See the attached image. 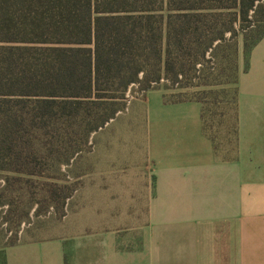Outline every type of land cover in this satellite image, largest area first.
I'll list each match as a JSON object with an SVG mask.
<instances>
[{
  "label": "trees",
  "instance_id": "trees-1",
  "mask_svg": "<svg viewBox=\"0 0 264 264\" xmlns=\"http://www.w3.org/2000/svg\"><path fill=\"white\" fill-rule=\"evenodd\" d=\"M240 36L246 69L264 37V0H0L4 222L19 231L33 209L65 213L77 186L62 168L91 149L92 135L125 110L131 91L161 89L167 102H202L204 131L232 157L239 78L226 149L205 98L179 91L193 85L192 73L213 48L230 42L237 54ZM17 237L2 246L18 244Z\"/></svg>",
  "mask_w": 264,
  "mask_h": 264
},
{
  "label": "crops",
  "instance_id": "crops-1",
  "mask_svg": "<svg viewBox=\"0 0 264 264\" xmlns=\"http://www.w3.org/2000/svg\"><path fill=\"white\" fill-rule=\"evenodd\" d=\"M238 90L230 158L202 102L134 99L100 129V197L79 198L63 230L0 244V264H264V37Z\"/></svg>",
  "mask_w": 264,
  "mask_h": 264
},
{
  "label": "rangeland",
  "instance_id": "rangeland-1",
  "mask_svg": "<svg viewBox=\"0 0 264 264\" xmlns=\"http://www.w3.org/2000/svg\"><path fill=\"white\" fill-rule=\"evenodd\" d=\"M261 30V29H260ZM252 33L251 37H255ZM214 50V48H213ZM211 50L207 57L206 64L199 65L198 71L192 73L191 87H185L182 92L183 98L195 96L205 98L209 113L212 115L216 124L215 132H218V142L222 148L226 149V138L230 127L233 128L236 122V103L233 98L236 97V81L242 69L245 66L243 39L238 38V51L230 42L225 43L221 49ZM170 85L169 82L166 83ZM199 88L201 89L199 92ZM144 94L137 91H131L128 94L126 108L136 98ZM92 147L90 150L78 155L69 166L62 168L63 175L66 179L77 186L73 199H69L65 206V213L61 214L55 208L41 209L39 214L36 210L31 211V219L22 225L17 231L9 223L4 222V211L0 209V244L7 242L8 238L18 236V240L30 239L34 236H47L50 229L65 227V216L72 211H80L79 198L87 197L88 194L93 197H100V189L97 182L100 180V130L92 135ZM89 192H92L91 194ZM95 199V198H94ZM96 200V199H95ZM93 209L84 208V212L90 214L95 212Z\"/></svg>",
  "mask_w": 264,
  "mask_h": 264
}]
</instances>
